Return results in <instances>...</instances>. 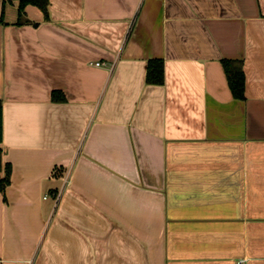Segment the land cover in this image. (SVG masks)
Segmentation results:
<instances>
[{
    "label": "crops",
    "instance_id": "obj_1",
    "mask_svg": "<svg viewBox=\"0 0 264 264\" xmlns=\"http://www.w3.org/2000/svg\"><path fill=\"white\" fill-rule=\"evenodd\" d=\"M18 5L0 0V264H264V0H49L21 24Z\"/></svg>",
    "mask_w": 264,
    "mask_h": 264
},
{
    "label": "trees",
    "instance_id": "obj_2",
    "mask_svg": "<svg viewBox=\"0 0 264 264\" xmlns=\"http://www.w3.org/2000/svg\"><path fill=\"white\" fill-rule=\"evenodd\" d=\"M4 2L18 1V11L20 24L23 23V15L26 6L33 5L42 10L46 18H48L49 0H3ZM223 68L226 73L228 84L232 95L237 100H244L245 76L243 72V63L235 60H224ZM147 83L152 85H161L164 82V65L161 60H152L149 62L147 69ZM52 100L59 102L64 101V97L58 92H54ZM2 105L0 102V192H3L10 183L11 166L2 164ZM2 172L4 174L2 175Z\"/></svg>",
    "mask_w": 264,
    "mask_h": 264
},
{
    "label": "built area",
    "instance_id": "obj_3",
    "mask_svg": "<svg viewBox=\"0 0 264 264\" xmlns=\"http://www.w3.org/2000/svg\"><path fill=\"white\" fill-rule=\"evenodd\" d=\"M97 66H100V64H97ZM47 198V197H46Z\"/></svg>",
    "mask_w": 264,
    "mask_h": 264
}]
</instances>
